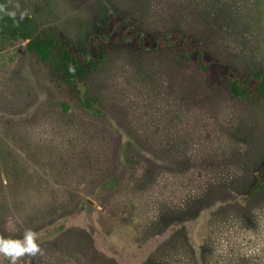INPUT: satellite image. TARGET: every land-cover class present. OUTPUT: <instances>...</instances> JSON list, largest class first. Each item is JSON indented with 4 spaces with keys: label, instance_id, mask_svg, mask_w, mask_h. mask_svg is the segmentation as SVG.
<instances>
[{
    "label": "rangeland",
    "instance_id": "rangeland-1",
    "mask_svg": "<svg viewBox=\"0 0 264 264\" xmlns=\"http://www.w3.org/2000/svg\"><path fill=\"white\" fill-rule=\"evenodd\" d=\"M4 12L91 57L115 22L88 77L97 116L24 40L0 35V238L30 230L39 249L17 264H264V191L248 193L264 101L224 86L227 67L264 73V0H0ZM128 20L190 61L116 42Z\"/></svg>",
    "mask_w": 264,
    "mask_h": 264
},
{
    "label": "trees",
    "instance_id": "trees-1",
    "mask_svg": "<svg viewBox=\"0 0 264 264\" xmlns=\"http://www.w3.org/2000/svg\"><path fill=\"white\" fill-rule=\"evenodd\" d=\"M112 20H114V17H110L105 22L104 26H108V28L101 31L98 42L93 46L95 54L92 57L77 54L69 44H65L67 41L56 28L49 27L38 30L28 16L18 15L10 17L7 12L1 14L0 35L18 37L24 40L25 51L33 53L39 61L47 63L51 70L61 77L62 81L74 91L80 108L86 114L97 116L101 113L99 109L100 101L97 94L90 89L88 77L105 58L106 49L104 47L105 44L107 45L115 25ZM128 21L127 28L126 26L123 28L122 34L116 42L125 45L130 39H134L136 48L139 51L174 50L183 61H190L189 54L185 52L183 44L181 45L182 47L171 48L167 33L161 35L158 42L155 41L151 46H148L145 45L147 35L136 26L134 20ZM125 31L128 32L126 36L123 35ZM183 36L186 37L184 43H187L188 37L186 35ZM197 49L195 48V50ZM201 53L200 51L197 54L194 63L200 70L207 72L208 64H205L201 58ZM224 86L230 96L239 100L251 102L254 99H259L264 101V73L261 71L234 74L232 68L227 67ZM105 189L106 186L104 189L101 188L103 192ZM256 191H264V155L248 188L249 194Z\"/></svg>",
    "mask_w": 264,
    "mask_h": 264
},
{
    "label": "clouds",
    "instance_id": "clouds-1",
    "mask_svg": "<svg viewBox=\"0 0 264 264\" xmlns=\"http://www.w3.org/2000/svg\"><path fill=\"white\" fill-rule=\"evenodd\" d=\"M38 251L35 234L30 230L25 231L22 240L0 238V254L9 259V264H17L19 257L35 255Z\"/></svg>",
    "mask_w": 264,
    "mask_h": 264
}]
</instances>
